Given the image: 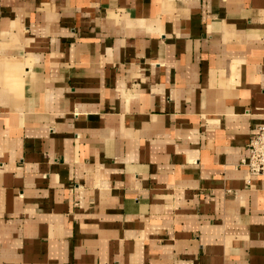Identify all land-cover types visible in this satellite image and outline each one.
<instances>
[{"label": "crops", "instance_id": "obj_1", "mask_svg": "<svg viewBox=\"0 0 264 264\" xmlns=\"http://www.w3.org/2000/svg\"><path fill=\"white\" fill-rule=\"evenodd\" d=\"M264 0H0V264H264Z\"/></svg>", "mask_w": 264, "mask_h": 264}, {"label": "built area", "instance_id": "obj_2", "mask_svg": "<svg viewBox=\"0 0 264 264\" xmlns=\"http://www.w3.org/2000/svg\"><path fill=\"white\" fill-rule=\"evenodd\" d=\"M239 165L247 167L251 175L264 177V124L259 125L257 132L249 140L247 155Z\"/></svg>", "mask_w": 264, "mask_h": 264}]
</instances>
